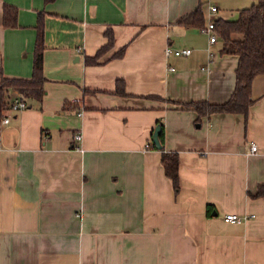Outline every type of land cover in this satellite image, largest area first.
<instances>
[{
    "label": "crops",
    "instance_id": "1",
    "mask_svg": "<svg viewBox=\"0 0 264 264\" xmlns=\"http://www.w3.org/2000/svg\"><path fill=\"white\" fill-rule=\"evenodd\" d=\"M200 2L206 22V5L237 19L251 0L216 12L210 0H0V78L30 77L41 31L45 44L42 99L0 116V264H264V72L247 114L179 104L222 103L236 83L238 55L178 22ZM107 29L113 46L86 63ZM160 121L177 192L151 145Z\"/></svg>",
    "mask_w": 264,
    "mask_h": 264
},
{
    "label": "trees",
    "instance_id": "2",
    "mask_svg": "<svg viewBox=\"0 0 264 264\" xmlns=\"http://www.w3.org/2000/svg\"><path fill=\"white\" fill-rule=\"evenodd\" d=\"M16 8L5 4L3 9V22L5 25L15 24L17 18ZM178 22L191 25H204V16L201 2L193 11L186 13L178 19ZM215 27L219 33L218 39L221 42L220 51L235 53L238 55L236 67V83L231 96L222 103L210 102L208 100H192L187 102L179 101L184 107L195 109L198 117L212 112H242L247 114L249 105L253 102L251 96L252 82L258 73L264 72V0H254L250 5L239 9L237 19H215ZM108 42L102 45L96 54L88 55L86 63H98L100 56L114 44V33L107 29ZM45 47L43 32L37 38L34 53L33 74L30 77L9 76L2 74L0 78V116L3 111L9 108L12 101V91L17 90L23 98H35L41 100L45 92V76L42 71V56ZM126 45L122 46L114 56H122ZM116 92L125 93V81L122 78L116 81ZM152 96V95H151ZM159 138L161 147L154 142L151 144L161 150V161L173 183L174 190L180 188L179 177V153L165 148V128L162 121ZM256 194H264V185H260ZM212 204L208 203V209Z\"/></svg>",
    "mask_w": 264,
    "mask_h": 264
},
{
    "label": "built area",
    "instance_id": "3",
    "mask_svg": "<svg viewBox=\"0 0 264 264\" xmlns=\"http://www.w3.org/2000/svg\"><path fill=\"white\" fill-rule=\"evenodd\" d=\"M210 10L212 12H216V11H218V6L215 4H210ZM201 27L204 31H206L209 34V40L211 43L218 39L219 33L215 27V19L214 18H211L208 21H206L204 23V25ZM165 52L167 55H170V54L188 55L192 52V48L191 47L172 48L170 46H167L165 49ZM25 107H27L26 100L23 98L21 93L16 90L15 94L12 95V101H11V104H10L8 110L10 109L12 111H17V110H21ZM10 116H11V114H7V115L2 116V118H1L2 122H8L10 120ZM74 135H75V138H79L81 136L80 132H76ZM251 150L252 151L257 150V144L256 143L251 144ZM248 216H249L248 214L241 215L238 213H227L225 215V218L228 220H232V221H234V220L241 221L242 219H245Z\"/></svg>",
    "mask_w": 264,
    "mask_h": 264
},
{
    "label": "rangeland",
    "instance_id": "4",
    "mask_svg": "<svg viewBox=\"0 0 264 264\" xmlns=\"http://www.w3.org/2000/svg\"><path fill=\"white\" fill-rule=\"evenodd\" d=\"M242 0H210V2H212L213 4H218L221 8H235V6H243L241 4ZM206 2V1H205ZM253 1L251 0L250 4ZM207 4V3H206ZM207 6V5H206ZM205 6V13L207 15L206 21H208L209 19H211V15L207 12V7ZM214 18V17H213Z\"/></svg>",
    "mask_w": 264,
    "mask_h": 264
},
{
    "label": "water",
    "instance_id": "5",
    "mask_svg": "<svg viewBox=\"0 0 264 264\" xmlns=\"http://www.w3.org/2000/svg\"><path fill=\"white\" fill-rule=\"evenodd\" d=\"M161 124L158 122L154 129H153V132H152V141L154 142V144L159 148L161 147V142H160V138H159V134H160V131H161Z\"/></svg>",
    "mask_w": 264,
    "mask_h": 264
}]
</instances>
